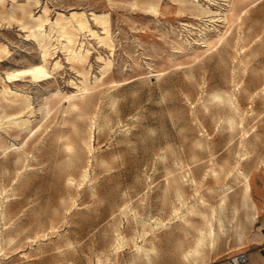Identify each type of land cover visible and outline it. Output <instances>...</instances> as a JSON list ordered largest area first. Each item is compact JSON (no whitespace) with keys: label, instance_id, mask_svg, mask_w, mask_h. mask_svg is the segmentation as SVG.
Masks as SVG:
<instances>
[{"label":"rangeland","instance_id":"obj_1","mask_svg":"<svg viewBox=\"0 0 264 264\" xmlns=\"http://www.w3.org/2000/svg\"><path fill=\"white\" fill-rule=\"evenodd\" d=\"M43 2L53 22L44 56L22 20V8L38 13ZM0 41V105L23 93L35 107L31 130L0 129V264H231L241 251L264 264V0H160L157 11L140 0H3ZM75 87L94 91L78 111ZM215 93L233 94L239 109ZM88 158L92 179L80 180ZM241 167L256 215L243 204ZM181 172L198 181H183L199 207L188 225L176 210ZM209 204L225 232L188 262ZM136 243L157 255L147 260Z\"/></svg>","mask_w":264,"mask_h":264},{"label":"bare ground","instance_id":"obj_2","mask_svg":"<svg viewBox=\"0 0 264 264\" xmlns=\"http://www.w3.org/2000/svg\"><path fill=\"white\" fill-rule=\"evenodd\" d=\"M2 1L3 0H0V2H2ZM140 1L142 3H144L148 8H150L154 11H157L159 8L160 0H140ZM224 14H226V13H224ZM231 16H232V14H231ZM12 18L13 19L16 18L15 11H13V13H12ZM225 18L228 19V16L225 15ZM22 20H23V25L29 29V32L27 33V37H31L37 42L38 48H39L40 52L42 53V56H44L45 52H44L40 42L46 38L49 26L53 25V22L49 17V7L47 5V2H43L42 6H41V11L38 13H35L32 9L22 8ZM229 20H231V19H229ZM228 22H230V21H228ZM204 44L208 45L207 43H204ZM8 53H9L8 45L0 41V60H2L3 59L2 57ZM0 81L1 82L5 81L1 72H0ZM75 88H76V91L74 93L68 95V102H69L70 110H72V111L82 110V104L83 103H86V102L91 103L90 99L93 96V92H94V91L90 90L88 87H82V88L75 87ZM212 97L219 100V101L227 102L231 107H233L236 110L239 109V102H238L237 98L235 99L234 95L231 93H227V94L215 93V94H213ZM7 107H10L11 109H13V111L8 112L6 110ZM34 113H35V107L32 103L31 96L29 94H23V93L18 94L17 97L11 98L3 106L0 105V129H2L5 126L7 129H15V130H19V131L31 130L32 127H30V126L33 123L32 116L34 115ZM229 121H230V125L234 126V120L232 118H230ZM92 129H93V126H91V131H90L89 137L85 141L86 150H88L89 152H92L94 149V145H93L94 134H93ZM200 141H201V143H203L204 140H200ZM67 150L75 158V160H73V163H76L78 158H79V155H80L78 148H76L74 145L68 144ZM242 158H244V156L239 157V159H242ZM261 161L264 164V157L262 158ZM238 163H240V160H238ZM74 165H76V164H74ZM90 165H91V159L88 158L86 160L84 166H82L80 168V180H85L87 178L92 179L89 176ZM237 170H238V172H236V173H240L244 178V186H243V190H242L243 191V196H242L243 204H244V206H246V208L250 207V208L255 209L254 215H256L258 212V209H257V205H256L255 201L251 198L250 174L247 172H244L242 170V167L237 169ZM187 171H189V170H187ZM214 171H216V169H214ZM181 174H182V172H181ZM215 175L218 176V172H215ZM184 177H186V178H184ZM74 178H75L74 176L73 177L71 176V177H69V180L72 181ZM179 178H180V180H178ZM181 179H182V181H181ZM190 179H191V181H195V184L198 183V181L196 180V178L194 176L193 177H187L186 173H183L180 177L173 175V180L175 182V194H176L177 198L180 200V206L179 207L177 206L178 208H176V207L175 208L177 210V209H182V207H185V212L179 215V222L182 221V223L186 224V225L192 224L190 215L191 214L193 215L197 211V209L199 208L198 204H195V203L189 204L186 201L187 196L185 195V191L183 188V181L185 180V184H186V181L190 180ZM263 182H264V180H263ZM89 188H90L92 194H95L97 188L94 186L93 183L90 184ZM228 195H229V191H225V193L221 199V201H222L221 204L226 202ZM201 202H202V205L208 204L204 197H202ZM206 206H208V205H206ZM130 210H131V208H130L129 204L125 203L124 205L121 206L120 213L124 214L126 216V218L129 219L131 216H133L130 213ZM209 210H210L209 214H207V213L204 214V216L206 217V223H207L206 226H201V227L197 228L198 238L195 241L192 248L189 249L184 255V259L187 260L188 262L191 259H194L195 262L199 261L200 258L204 256L206 249L209 247H213L215 245V242L220 237L221 233L225 232V225L226 224H225L224 218L222 217V215L218 211L217 207L215 205L209 204ZM2 215L4 217L6 215V211H3ZM238 223H240V221H238ZM154 225L158 227L159 225H165V223H163V220H161L159 218V220H157ZM149 226L152 227V223L148 224V228H149ZM154 233H156V232H154ZM154 233H153V235H154ZM146 234H147V232H146ZM153 235H151L150 237L149 236L147 237L146 235H144V240L145 241L149 240L150 238L153 237ZM153 239L154 238H152L151 240H153ZM126 241H127V239H126L125 235L123 234L122 230L118 227L117 228V234H116L117 246L118 247L121 246ZM144 245L136 243L137 252L143 254L147 260H152V256L157 255V248L155 246H152L151 248H147ZM0 249H2V248H0ZM97 264H103L101 257H99Z\"/></svg>","mask_w":264,"mask_h":264},{"label":"built area","instance_id":"obj_3","mask_svg":"<svg viewBox=\"0 0 264 264\" xmlns=\"http://www.w3.org/2000/svg\"><path fill=\"white\" fill-rule=\"evenodd\" d=\"M249 261V256L246 251H241L230 256L231 264H246Z\"/></svg>","mask_w":264,"mask_h":264},{"label":"crops","instance_id":"obj_4","mask_svg":"<svg viewBox=\"0 0 264 264\" xmlns=\"http://www.w3.org/2000/svg\"><path fill=\"white\" fill-rule=\"evenodd\" d=\"M249 260H250V257H249Z\"/></svg>","mask_w":264,"mask_h":264}]
</instances>
